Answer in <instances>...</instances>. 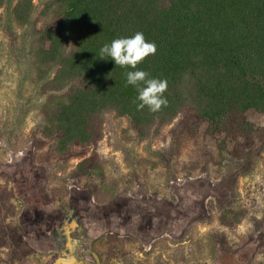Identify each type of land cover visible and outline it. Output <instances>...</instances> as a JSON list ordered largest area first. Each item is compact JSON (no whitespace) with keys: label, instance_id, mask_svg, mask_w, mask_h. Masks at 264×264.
<instances>
[{"label":"rangeland","instance_id":"374dc122","mask_svg":"<svg viewBox=\"0 0 264 264\" xmlns=\"http://www.w3.org/2000/svg\"><path fill=\"white\" fill-rule=\"evenodd\" d=\"M5 12L0 7V264H79L89 256L97 264H264V113L247 112L255 143L236 154L206 124L195 137L180 134L176 146L172 124L163 136L140 140L126 117L110 112L87 153L105 170L108 188L96 194L97 180L71 176L82 158L57 156L42 133L46 94L40 84L20 86ZM85 201L101 215H75ZM226 208L246 214L223 227ZM75 217L90 241L69 240ZM57 236L69 238L58 248Z\"/></svg>","mask_w":264,"mask_h":264},{"label":"trees","instance_id":"16d2710c","mask_svg":"<svg viewBox=\"0 0 264 264\" xmlns=\"http://www.w3.org/2000/svg\"><path fill=\"white\" fill-rule=\"evenodd\" d=\"M39 1L0 0L20 86H42V133L57 156L82 158L71 176L97 180L96 194L108 188L105 170L95 152L87 153L110 112L126 117L140 140L161 137L172 124L177 146L180 134L195 137L206 124L210 137L224 135V149L227 141L236 154L253 147L257 129L247 112L264 113V0ZM137 32L156 45L137 69L100 58L105 44ZM136 70L167 82L166 106L138 108L126 75ZM245 214L226 208L220 223L232 228Z\"/></svg>","mask_w":264,"mask_h":264},{"label":"clouds","instance_id":"9594fccd","mask_svg":"<svg viewBox=\"0 0 264 264\" xmlns=\"http://www.w3.org/2000/svg\"><path fill=\"white\" fill-rule=\"evenodd\" d=\"M155 52L156 45L147 42L142 32H137L130 38H117L110 45L105 44L100 49L99 56L101 59L113 60L115 65L137 69L140 63ZM126 75L127 84L136 87L138 91L139 109L147 106L150 111L155 112L166 106V81L150 78L149 73L142 70L129 71Z\"/></svg>","mask_w":264,"mask_h":264},{"label":"flooded vegetation","instance_id":"af4514ba","mask_svg":"<svg viewBox=\"0 0 264 264\" xmlns=\"http://www.w3.org/2000/svg\"><path fill=\"white\" fill-rule=\"evenodd\" d=\"M80 200H82V199H79V201H78V207H81L80 206V204H79V202H80ZM88 202L89 201H85V206H84V208H81V210H80V208L78 209V207H75V209H72L73 211V213H75V215H79L80 214V212L83 214H86V213H89V211L91 212V211H93V206L92 205H89L88 204ZM112 204H114V205H116V204H119V202L118 201H114ZM106 205L107 204H105V205H99V207L101 208V207H104V208H106ZM98 207V208H99ZM187 209H185L184 211H186ZM93 213L95 214V215H97V216H100L101 215V211L99 210V211H93ZM81 215V214H80ZM77 218V219H76ZM79 221V222H78ZM159 225V223L157 224V226ZM79 226V227H78ZM69 228V230H71V233L73 234V236L69 239V240H71L74 244H76V245H78L79 243L81 244L82 242H88V241H90L91 240V236H90V234H88V229H87V227H86V225H85V222L84 223H82L81 221H80V219L78 218V217H75L74 219H73V224H72V226H69L68 227ZM156 227H152V224H151V226H150V230L152 231V230H154ZM64 230V229H63ZM62 230V232L61 233H63L64 231ZM148 231V230H147ZM149 232V231H148ZM69 235V234H68ZM41 236H44V234H40V237ZM68 238H69V236L68 237H66V236H57V238H56V241H55V244H57V247L59 248V245L61 244V242H62V240L64 239H67L68 240ZM60 239V240H59ZM89 258H92V259H90V261H89ZM77 260H78V262H79V264H97L95 261H96V259L94 258V256H89L88 257V260L87 259H84V260H82V259H79V258H77ZM92 262V263H91Z\"/></svg>","mask_w":264,"mask_h":264},{"label":"crops","instance_id":"0c3cea01","mask_svg":"<svg viewBox=\"0 0 264 264\" xmlns=\"http://www.w3.org/2000/svg\"><path fill=\"white\" fill-rule=\"evenodd\" d=\"M84 260V259H83Z\"/></svg>","mask_w":264,"mask_h":264}]
</instances>
